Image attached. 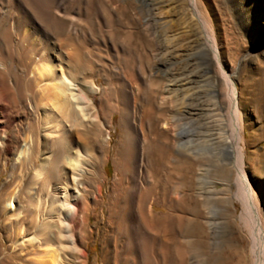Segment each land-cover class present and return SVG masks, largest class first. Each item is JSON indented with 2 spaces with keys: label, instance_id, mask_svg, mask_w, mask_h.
Instances as JSON below:
<instances>
[{
  "label": "rangeland",
  "instance_id": "rangeland-1",
  "mask_svg": "<svg viewBox=\"0 0 264 264\" xmlns=\"http://www.w3.org/2000/svg\"><path fill=\"white\" fill-rule=\"evenodd\" d=\"M5 1L0 0V12H8L7 26L18 20L20 15L12 13ZM43 1L47 2L46 5L43 3L44 9L55 15L58 0ZM162 2L69 0L64 11L66 25L53 34L56 39L68 40L64 51L73 52V48H77L87 55L83 61L75 63L78 67H72L77 68L75 79L84 85L94 84L97 89L95 95H90L95 104L89 113L99 121V126L82 128L80 139L87 152L101 162L97 170L102 196L95 206L87 208L85 215L87 225L83 228V246L87 258L77 256L71 262L137 264L128 223L131 190L120 179L124 176V161L130 158V167L133 168L137 155L143 149L146 172L143 204L147 214L144 264H253L250 235L239 219L242 208L231 198L235 191L231 168L215 165L210 155L198 151L197 140L203 132L201 120L184 115L176 118L175 104L166 92V86L171 85L168 82L171 76L178 77L183 69L170 52L182 50L188 41L200 44L201 39L194 32H189L191 39L188 40L183 34L186 31L183 26L175 23L170 33L177 39L169 44L170 50H167L164 46L166 28L161 25ZM215 2L218 11L210 16L219 27V41L223 45L226 41L229 43L225 62L231 72L236 71L234 80L238 90L243 89L239 98L241 111L246 114L244 139L248 145L245 151L250 165L248 174L254 184L264 185V27L260 21L258 27L251 30L248 9L251 0ZM23 3L30 10L29 3L24 0ZM72 18L76 21L74 30L70 28ZM171 18L176 17L172 14ZM5 25L0 30V41ZM24 25L19 24V33L23 32ZM23 46L18 42V63L24 61ZM194 63L190 64L189 73L197 70ZM135 69L142 71L144 79L132 82L131 88L125 78ZM19 76L20 80L24 77L22 67ZM13 79L8 81L11 83ZM124 91L133 92L137 98L134 117L132 109L128 116L129 126L137 136H128L121 124L119 103L123 101ZM37 112L36 109L27 116L4 113L10 129L5 134L0 132V139L3 138L0 143V264H22L19 253L12 249L11 232L5 226L7 215L4 207L6 209L8 195L18 186L21 189L19 203H24L26 191L35 175V170H31L24 185L21 184L16 162L18 152L27 147L24 143L27 122L38 125ZM174 121L175 124L181 123L179 125L186 133L180 136L182 146L176 145L172 150L176 161L166 167L168 156L161 155V146L165 136L172 133L170 124ZM141 126L144 137L140 135ZM174 138L176 136L171 134L172 144ZM38 150L37 146L35 153ZM202 173L214 186L213 197L208 200L197 192V177ZM88 195L91 198L95 196L96 189L91 188ZM162 199L173 206L172 216L166 220L167 208L161 207ZM9 216L12 218L13 213Z\"/></svg>",
  "mask_w": 264,
  "mask_h": 264
},
{
  "label": "bare ground",
  "instance_id": "bare-ground-1",
  "mask_svg": "<svg viewBox=\"0 0 264 264\" xmlns=\"http://www.w3.org/2000/svg\"><path fill=\"white\" fill-rule=\"evenodd\" d=\"M24 1L29 3L30 10L23 0L5 1L10 11L18 13L21 18L7 26L8 12H0V30L6 26L0 41V132L5 134L10 129L4 113L22 116L38 110V125L27 122L24 138L27 147L18 152L16 162L21 184L24 185L31 170H35V175L23 204L19 203L20 186L17 185L8 195L6 209L4 207L7 215L5 226L11 232L12 249L19 253L22 264H73L71 261L77 256L87 258L83 246V228L87 225L85 215L87 208L95 206L102 196L97 170L101 162L87 152L80 139L82 128L99 126V121L89 113L95 104L90 95H95L97 89L94 84L84 85L75 79L77 68L72 67L87 55L77 48H73V52L64 51L68 40L56 39L53 35L66 25L64 11L69 0H58L53 16L44 9L43 0ZM162 1L161 25L166 28L164 46L167 50H170L169 44L177 39L170 33L176 24L183 26L186 30L183 34L188 40L191 39L189 32H194L201 39L200 44L188 41L182 50L170 52L183 65L178 77L171 76L168 81L171 85L166 86V92L175 104V117L184 115L200 119L203 132L197 140L198 151L210 155L215 165L231 168L235 186L231 198L242 208L239 219L250 235L252 263L264 264V185L254 184L248 174L250 165L245 154L248 145L244 139L246 114L241 111L239 98L243 89L238 90L234 80L236 71L231 72L225 62L229 43L226 41L223 45L219 41V27L210 16L218 11V6L215 0ZM248 9L251 30L257 28L260 21L264 27V0H251ZM172 14L176 18H171ZM21 23L26 26L19 33ZM70 23L71 30L76 29L73 18ZM18 42L24 44L21 52L24 61L21 63L16 59ZM254 58L257 59L256 54ZM192 63L197 65V70L189 73ZM21 67L24 71L22 82L19 76ZM12 77L14 79L10 83L8 79ZM143 79L142 71L135 69L125 81L132 88V82H142ZM190 91L191 94H187ZM136 101L133 92L124 91L123 101L119 103L121 124L128 136H137L128 120L131 109L134 117ZM175 122L170 124L171 134L176 136L174 144L171 143V134H167L161 146V155L168 156L166 167L176 161L172 150L176 145L182 146L180 136L186 133L179 125L181 123ZM139 130L144 137L142 126ZM36 145L39 148L37 153ZM122 168L124 176L120 180L126 182L131 190L128 223L138 257L136 262L144 264L147 222L143 204L146 180L144 150L137 155L133 168L130 167V158L124 161ZM202 175L197 177V192L208 200L213 197L214 186ZM91 188L96 189L92 198L88 195ZM178 195L182 196L181 193ZM161 207L167 208L165 220L172 216L173 206L166 199L161 200Z\"/></svg>",
  "mask_w": 264,
  "mask_h": 264
}]
</instances>
